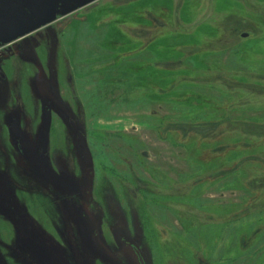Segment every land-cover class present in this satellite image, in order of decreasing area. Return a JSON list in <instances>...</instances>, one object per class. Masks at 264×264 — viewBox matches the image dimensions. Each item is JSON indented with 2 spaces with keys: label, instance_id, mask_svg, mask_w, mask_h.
Returning a JSON list of instances; mask_svg holds the SVG:
<instances>
[{
  "label": "rangeland",
  "instance_id": "1",
  "mask_svg": "<svg viewBox=\"0 0 264 264\" xmlns=\"http://www.w3.org/2000/svg\"><path fill=\"white\" fill-rule=\"evenodd\" d=\"M56 2L72 22L51 56L52 98L43 57L7 65L30 168L9 145L1 264H127L119 230L145 264H264V0ZM66 115L91 153L88 185ZM34 225L41 235H24Z\"/></svg>",
  "mask_w": 264,
  "mask_h": 264
},
{
  "label": "flooded vegetation",
  "instance_id": "2",
  "mask_svg": "<svg viewBox=\"0 0 264 264\" xmlns=\"http://www.w3.org/2000/svg\"><path fill=\"white\" fill-rule=\"evenodd\" d=\"M99 0H70L69 7L67 11L78 13L80 10L87 11L89 7L93 4L97 3ZM56 0H0V125L4 126L6 131H2L0 133V173L2 172L1 180L6 183V187L10 189V186L16 187L13 184L9 183V179H4L8 170L12 168V166L7 162V158L9 157V145L12 148L14 159L13 162H17L18 165L22 167H29V164L26 162V148L23 146V143L27 142V134L22 127L18 116L10 114V95H11V87L9 82V68L8 64L13 62H22V63H31L37 64L40 61L41 57L44 58V67L45 68H36L38 74L44 73L48 75V77L53 78L54 82H45L44 88L47 91L48 97L52 98V91L57 87L58 80L54 76V69L52 66L51 56L54 54L55 43L60 39V37L64 34L68 28H70V23L72 20H69V23L64 21L62 18H56ZM24 12H27V18H24ZM75 14H72V16ZM78 18H74L75 22H84L85 18H81L80 15ZM83 17V16H82ZM24 18V19H23ZM51 19L50 21H47ZM30 85H32L30 83ZM39 85V83L37 84ZM50 93V94H49ZM39 97V96H38ZM41 98V97H40ZM39 105L43 104L40 100ZM44 106L45 112H49V108ZM67 116V123L69 120ZM49 114L44 118L45 128L47 127L49 121ZM69 126V123H68ZM15 129L16 137L10 133V129ZM70 128V127H69ZM7 132V133H6ZM72 132V131H71ZM82 133V132H81ZM46 134V131H38L39 145H43V139ZM73 134V132H72ZM4 135V137H3ZM35 134H33L34 136ZM5 136L7 140H5ZM74 136V134H73ZM30 138V134H29ZM75 138V136H74ZM76 140V139H75ZM77 143V142H76ZM36 150V149H35ZM38 155L41 154L42 149L41 146L37 148ZM79 154V151H78ZM18 156V159L16 158ZM80 156V155H79ZM21 162V165H19ZM30 168V167H29ZM29 168L28 171H31ZM5 172V173H4ZM85 177V182L87 178L90 179V170H83ZM55 174V175H54ZM53 174V177H56V173ZM4 175V177H3ZM21 183H19L20 185ZM85 184V183H84ZM3 186V185H2ZM21 192H20V191ZM85 185H84V195H85ZM19 193H26L24 189L19 187ZM3 192V190H2ZM88 195V194H87ZM10 200V199H9ZM11 201V200H10ZM13 213V212H12ZM23 213L26 214L24 220L30 224L31 219L37 220V213H33L31 211ZM12 217H17L16 212L13 213ZM0 224L3 226L2 232L6 235L11 233L10 227H8L9 221L7 216L0 217ZM77 222V228L75 227L76 234H80L83 236L88 235V228L84 227L80 220L75 219ZM50 223L51 215H50ZM28 229L25 231L24 235H41L40 228L37 225L26 227ZM44 229V228H43ZM45 233L53 234L54 233L45 231ZM124 234L121 230L116 232L117 236L119 234ZM97 234V230L92 231V235L95 236ZM115 246L119 251L121 256H124L125 263L127 264H145V261L142 257L141 251L134 243L129 242H120L122 239L117 238ZM6 237V236H5ZM7 238V237H6ZM97 241V240H96ZM32 243V242H31ZM35 244V243H32ZM94 246L100 247L98 242H93ZM99 249V250H101ZM1 264V257H0ZM114 264H121L119 260H115Z\"/></svg>",
  "mask_w": 264,
  "mask_h": 264
},
{
  "label": "water",
  "instance_id": "3",
  "mask_svg": "<svg viewBox=\"0 0 264 264\" xmlns=\"http://www.w3.org/2000/svg\"><path fill=\"white\" fill-rule=\"evenodd\" d=\"M50 20L51 19H48L47 21H50ZM243 37H246V34H244ZM68 123H69V127H70L71 131L73 132V134L75 136V139L77 142V148L79 151L81 161L84 165V168L86 170H90L92 168V157H91L89 147L87 145L86 138L81 133V131L79 130V128L77 127V125L75 124V122L73 120H69ZM10 133L16 137L15 129L11 128ZM89 181H90V179L87 178V180H86L87 185L89 184Z\"/></svg>",
  "mask_w": 264,
  "mask_h": 264
}]
</instances>
